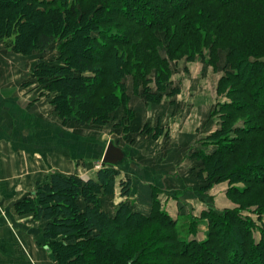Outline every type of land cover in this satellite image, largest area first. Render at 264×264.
<instances>
[{
	"label": "rangeland",
	"instance_id": "obj_1",
	"mask_svg": "<svg viewBox=\"0 0 264 264\" xmlns=\"http://www.w3.org/2000/svg\"><path fill=\"white\" fill-rule=\"evenodd\" d=\"M244 2L226 11L223 19L217 17L218 6L202 3L195 9L199 17L193 20V12H180L166 26L134 36L124 26H113V33L124 31L128 42L133 40L120 45L121 57L128 64L122 79L125 97L116 106L109 101L114 108L103 121L89 120L82 125L65 119L63 109L56 107L57 91L49 87L48 77L31 73L39 54L48 61L60 55L61 41L45 52L26 54L14 49L15 35L0 37V166L2 161L10 164L16 160L14 151L32 160V167L43 158L49 161L66 153L72 164L71 173L66 174L96 179L105 166L102 159L107 145L113 141L130 152L124 163L127 159L131 163L128 170L114 167L119 172L118 184L113 194L101 198L103 210L113 215L126 202L130 215L139 212L158 218L149 225L163 221L167 225L161 232L175 240L159 239L154 242L157 246L185 242L193 235L204 242L212 231V237L223 243L218 249L204 244L208 249L200 250L193 259L196 264H224L214 260L209 250L239 260L243 248L237 240L245 241L244 234L247 242H255L252 249L259 250L257 245L264 241V180L252 183V177L245 174L254 171L249 164L264 160V116L262 119L250 102L249 93H241L243 77L236 75L233 63L236 51L264 61V33L262 10L256 9L262 1ZM146 35L147 42L141 45ZM115 92L122 95L120 87ZM250 129L256 131L245 133ZM5 144H9L8 154L1 149ZM47 161L39 164L46 168ZM13 171L10 165L7 174L0 169V264H58L55 253L46 246H56L44 237L46 222L36 219L29 201L39 180L20 191ZM51 174L46 169L40 180ZM255 175L264 178V170ZM128 179L131 197L122 196L119 185ZM13 185L19 192L4 190ZM211 210L224 216L213 230ZM161 212L168 222L162 220ZM232 213L248 227L232 219ZM19 247L22 254L16 251ZM183 251L181 245L176 249L177 253ZM252 256L258 263L259 255ZM180 261H184L180 256L172 258L173 264Z\"/></svg>",
	"mask_w": 264,
	"mask_h": 264
},
{
	"label": "trees",
	"instance_id": "obj_2",
	"mask_svg": "<svg viewBox=\"0 0 264 264\" xmlns=\"http://www.w3.org/2000/svg\"><path fill=\"white\" fill-rule=\"evenodd\" d=\"M244 1L0 0V37L15 35L14 49L26 54L45 52L51 45L61 41L60 55L48 61L39 54L31 73L38 78L48 77L49 87L52 91H57L54 98L56 107L63 109L62 115L65 119L82 125L89 120L103 121L114 108L109 107V101L116 106L119 99L121 101L125 97V84L122 79L128 72V64L121 57L120 45H129L133 41L131 39L128 42L130 39L125 37V30L131 36L141 31L149 32L155 27L166 26L180 12H193L190 19L193 20L199 17L195 9L202 3L218 6L217 17L223 19L228 14L226 11L237 9ZM261 1L256 9L262 10L260 17L264 33V0ZM16 9L20 11L19 14H16ZM113 26L117 29L124 26L125 29L120 33H113ZM255 34L257 32H252V35ZM187 35L188 33L185 36ZM147 39L146 35L141 45ZM252 40L259 41L257 38ZM147 45L150 48L148 43ZM252 55H239L236 51V62L233 66L238 69L236 75L241 79L243 77L244 88L241 93H249L250 102L255 104L263 119L264 61L252 59ZM116 87H120L122 95L115 92ZM253 131L250 129L245 133ZM129 163L131 162L127 159L121 166L106 164L100 168L96 179L84 180L76 174L52 171L45 181L37 182V189L32 192L35 196L29 198L30 205L36 219L46 222L44 237L56 245H53L54 250L50 244L46 246L55 253L58 264H173L174 256L184 259L178 264H196V260L193 261L196 255L200 250L208 249L204 244L215 245L217 249V245L221 247L223 241L215 240L211 231L209 239L204 242L191 234L193 236L188 237L185 242L176 240V244H170L174 251H168L165 247L169 246L154 244L159 239L171 242L175 240L173 236L161 232V228L167 225L163 221L159 225H149L158 218L139 212L130 215L126 202L113 215L103 210L101 198L113 194L118 184L119 172L114 167L128 170ZM249 166L254 171L247 170L245 177H252V183L262 182L264 178L255 174L264 170V160ZM241 176L242 173L239 174L240 178ZM119 185L122 196H132L131 180H121ZM81 202L84 203L83 208ZM210 213L215 216L211 224L213 230L221 224L224 216L213 210ZM160 214L162 220L168 222L167 215L163 212ZM231 215L232 219L248 227L236 213ZM228 216L226 213V219ZM124 220L127 222L124 223ZM126 230L132 233L127 235L124 232ZM244 235L245 241L237 240L239 244L242 243L243 248V255L239 260H234L232 256L220 257L211 250V253L206 251L214 260L223 261L224 264H262L264 260L260 258L264 257V241L259 247L257 245L259 250L255 251L252 249L255 242H247L249 238L247 234ZM180 245L184 248L183 253L176 252ZM245 252L248 254L244 256ZM252 254L259 255L256 259L258 263L253 260Z\"/></svg>",
	"mask_w": 264,
	"mask_h": 264
},
{
	"label": "crops",
	"instance_id": "obj_3",
	"mask_svg": "<svg viewBox=\"0 0 264 264\" xmlns=\"http://www.w3.org/2000/svg\"><path fill=\"white\" fill-rule=\"evenodd\" d=\"M9 144H5L1 146V149L4 150V152L10 151ZM12 151V149H11ZM16 156V160H14L12 163L8 164L5 163L4 161H2V164L0 166V169L2 170L3 173L7 174V166L10 165L13 168V177L17 178V184L19 185L20 191H26L28 190L30 184H32L33 182H36L37 180H40L43 176L44 173H46V169L47 170H51L54 171L56 170L57 172L66 174V172L70 171L72 168V164H70L69 161H67V158L70 157L71 155L69 154V156L66 153L63 154H59L57 156L52 157V160L47 161L45 158H43L41 161L36 163V166L34 165L32 167V160L29 161L28 159L23 158V154L19 155L18 152L14 151ZM128 155L130 156V152L127 151ZM8 154V152H7ZM21 156V157H20ZM129 160V159H128ZM47 161V165L48 167H44V164H39V163H46ZM137 163V162H135ZM51 166H54L56 169L52 168ZM30 169V170H29ZM60 170V171H58ZM71 173V172H68ZM7 176V175H6ZM5 176V177H6ZM20 180V181H18ZM14 188L9 189H4L5 191H9V192H19L16 191V186L13 185ZM47 249V248H46ZM48 250V249H47ZM17 253L19 252L20 254L23 253V250L21 247L16 248ZM12 252V250H11Z\"/></svg>",
	"mask_w": 264,
	"mask_h": 264
},
{
	"label": "water",
	"instance_id": "obj_4",
	"mask_svg": "<svg viewBox=\"0 0 264 264\" xmlns=\"http://www.w3.org/2000/svg\"><path fill=\"white\" fill-rule=\"evenodd\" d=\"M127 155L128 153L124 148L110 141L103 155L102 165L114 164L116 166H121L126 160Z\"/></svg>",
	"mask_w": 264,
	"mask_h": 264
},
{
	"label": "bare ground",
	"instance_id": "obj_5",
	"mask_svg": "<svg viewBox=\"0 0 264 264\" xmlns=\"http://www.w3.org/2000/svg\"><path fill=\"white\" fill-rule=\"evenodd\" d=\"M29 170H30V169H29ZM39 255H40V254H38V256H39ZM39 257H40V256H39ZM49 262H52V261H49ZM49 262L46 261V263H49ZM42 263H43V261H42ZM46 263H45V264H46Z\"/></svg>",
	"mask_w": 264,
	"mask_h": 264
}]
</instances>
